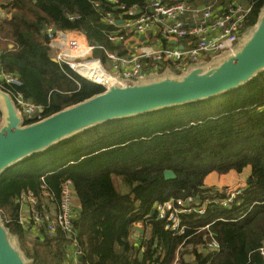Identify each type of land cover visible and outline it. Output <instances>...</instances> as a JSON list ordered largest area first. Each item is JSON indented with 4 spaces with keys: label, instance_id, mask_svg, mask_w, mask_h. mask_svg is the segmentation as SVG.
Returning a JSON list of instances; mask_svg holds the SVG:
<instances>
[{
    "label": "trees",
    "instance_id": "obj_1",
    "mask_svg": "<svg viewBox=\"0 0 264 264\" xmlns=\"http://www.w3.org/2000/svg\"><path fill=\"white\" fill-rule=\"evenodd\" d=\"M8 1L11 16L0 17V71L19 79L18 90L43 108L45 118L104 92L72 72V79L67 77L52 62L42 34L47 25L78 31L89 45L118 52L120 46L107 41L109 28L93 8L103 0L0 3ZM236 1L251 6L245 31L254 30L264 0H217V6L224 9ZM247 167L250 175L233 206L209 205L204 216L185 218L186 236H172L164 222L149 217L155 203L171 198H213L215 188L204 186L209 174H239ZM165 170L175 178L165 180ZM41 177L55 202L60 184H73L79 203L73 223L79 264H264V68L238 87L207 99L89 126L4 169L0 222L10 242L28 264H65L70 243L62 232H41L26 244L16 223L15 199L21 192L31 191L43 200ZM137 224L146 231L140 239ZM206 225L220 245L217 253L195 249L207 234L201 229ZM187 254L194 259L186 261Z\"/></svg>",
    "mask_w": 264,
    "mask_h": 264
},
{
    "label": "built area",
    "instance_id": "obj_2",
    "mask_svg": "<svg viewBox=\"0 0 264 264\" xmlns=\"http://www.w3.org/2000/svg\"><path fill=\"white\" fill-rule=\"evenodd\" d=\"M93 8L109 28L107 41L120 46L118 52L89 45L83 33L78 31L57 30L47 25L42 34L51 52L55 53L56 64L67 77L71 78L72 72L104 90L114 84L138 82L165 72L181 75L192 66L206 63L211 56L234 53L251 12V6L237 1L220 9L217 0H145L144 5L103 0L94 2ZM11 11L9 1L0 5V16L3 13L5 18H10ZM75 18L69 16V20ZM148 36L154 41L148 42ZM132 38H135V44L126 47ZM96 52H101L102 58H94ZM82 70L90 73L92 78L84 77ZM20 86L16 76L0 71V89L11 97L17 115L30 124L43 120V108L25 99L18 90ZM40 179L43 200L39 201L31 191L21 192L15 199L19 207L16 223L25 237L33 240L41 232L49 236L62 232L70 243L65 264H79L81 253L76 247L73 227L77 216L73 184L70 180L63 181L55 202L54 194L44 184V177ZM244 188L215 189L211 193L213 198L206 200L198 196L171 198L155 203L149 217L164 222V229L172 236L184 237L189 230L185 218L204 216L209 205L230 209ZM201 229L207 234L195 246L197 252H219L220 245L209 231V225ZM135 233L139 239L146 235L142 224L136 225ZM188 238H184L183 244ZM261 253L264 255V248Z\"/></svg>",
    "mask_w": 264,
    "mask_h": 264
},
{
    "label": "water",
    "instance_id": "obj_3",
    "mask_svg": "<svg viewBox=\"0 0 264 264\" xmlns=\"http://www.w3.org/2000/svg\"><path fill=\"white\" fill-rule=\"evenodd\" d=\"M242 39L239 49L227 53L220 62L195 65L181 75L165 72L168 74L154 80L114 84L101 94L26 126L11 97L0 89V174L22 158L89 126L207 99L238 87L264 68V10L255 29L246 40ZM52 62L56 63L55 59ZM163 175L165 180L175 178L170 170ZM0 264H28L10 242L1 222Z\"/></svg>",
    "mask_w": 264,
    "mask_h": 264
},
{
    "label": "crops",
    "instance_id": "obj_4",
    "mask_svg": "<svg viewBox=\"0 0 264 264\" xmlns=\"http://www.w3.org/2000/svg\"><path fill=\"white\" fill-rule=\"evenodd\" d=\"M5 3H0L1 6H3ZM0 17H6L5 14H1ZM244 36V35H243ZM132 41V42H131ZM136 40L135 38H132V40H130V42H127V44H125V46H131L132 43L135 44ZM244 171V170H243ZM211 174H215V173H211ZM210 175V174H209ZM209 175L205 178L204 180V186L207 188H215V189H221L224 186H231L232 188H240V187H245L247 179L250 175V173H246V178L243 179H239L240 175H238L235 172H230L226 175H221L219 176L218 174H216V177H213V183H208L207 182V178L209 177ZM242 175V174H241ZM75 209H77V211L79 210V204L78 201L76 200V205H75ZM186 259V261H192L194 259V256L192 254H187L184 257Z\"/></svg>",
    "mask_w": 264,
    "mask_h": 264
},
{
    "label": "rangeland",
    "instance_id": "obj_5",
    "mask_svg": "<svg viewBox=\"0 0 264 264\" xmlns=\"http://www.w3.org/2000/svg\"><path fill=\"white\" fill-rule=\"evenodd\" d=\"M251 32H252V30H246V31L244 32V36H243L242 42L248 38V36L251 34ZM153 41H154V38H153L152 36H148V42H153ZM138 43H141V41H139ZM238 49H239V48H238ZM238 49H236V50H238ZM51 53H52V52H51ZM54 55H55V53H52V56H53L52 59H54ZM226 56H227V53H225V52H222V53H220V54H218V55H215V56H211V57H209V59L206 61V63L200 64V65H197V67H204L206 64H212V63L220 62V61L223 60ZM92 57H93V56H92ZM94 58H102V53H101V52H96ZM166 74H168V73H164V74H161V75H158V76H151V77L148 78V80H154V79H157L158 77H163V76H165ZM156 77H157V78H156ZM83 79H84V78H83ZM85 80H86V79H85ZM87 81H88V80H87ZM1 123H2V119H1V121H0V129H1V127L3 126V124H1ZM250 172H251L250 168L247 167V168L244 169V171H242V172L239 173V174L237 173V174L240 175V178H239V179H243V178H246V173H250ZM241 174H242V175H241ZM215 175H216V174H210L209 177L207 178V182H208V183H213V182H214V181H213V177H216ZM219 176H221V175H219ZM115 184H116V182H115ZM117 186H119L118 182H117ZM224 187H226V186H224ZM228 187L232 188L231 186H228ZM211 188H213V187H211ZM222 188H223V187H222ZM75 203H76V200H74V204H75ZM24 238H25V243H26V244H30V243L33 242V239H32L31 237H28L27 235H26V237H25V235H24Z\"/></svg>",
    "mask_w": 264,
    "mask_h": 264
},
{
    "label": "bare ground",
    "instance_id": "obj_6",
    "mask_svg": "<svg viewBox=\"0 0 264 264\" xmlns=\"http://www.w3.org/2000/svg\"><path fill=\"white\" fill-rule=\"evenodd\" d=\"M81 74H82L84 77H87V76H88V78H92L91 74L88 73V72H85V70H82V71H81Z\"/></svg>",
    "mask_w": 264,
    "mask_h": 264
}]
</instances>
